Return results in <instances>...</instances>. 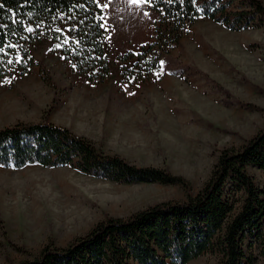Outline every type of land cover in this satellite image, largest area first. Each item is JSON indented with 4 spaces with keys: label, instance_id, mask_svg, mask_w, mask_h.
I'll return each instance as SVG.
<instances>
[{
    "label": "rangeland",
    "instance_id": "obj_1",
    "mask_svg": "<svg viewBox=\"0 0 264 264\" xmlns=\"http://www.w3.org/2000/svg\"><path fill=\"white\" fill-rule=\"evenodd\" d=\"M103 10L111 78L89 83L46 44L33 52L36 65L27 77L0 85V130L17 123L67 128L133 165L184 177L195 196L221 150L241 148L264 128V29L231 32L201 20L172 52L162 82L133 86L123 73L134 61L123 57L150 40L158 15L150 4L129 0H111ZM42 66L51 85L42 80ZM249 173L263 189L264 171ZM186 200L179 186L120 185L72 167L0 168V264L32 260L50 242L66 248L107 217L127 219L158 203ZM256 255L264 264V245ZM219 260L209 253L189 264Z\"/></svg>",
    "mask_w": 264,
    "mask_h": 264
},
{
    "label": "trees",
    "instance_id": "obj_2",
    "mask_svg": "<svg viewBox=\"0 0 264 264\" xmlns=\"http://www.w3.org/2000/svg\"><path fill=\"white\" fill-rule=\"evenodd\" d=\"M198 5L203 11L191 0H151L158 15L153 34L139 52L123 57L127 63L134 61L123 73L126 83L162 82L166 71L156 76L160 61L166 62L165 68L183 37L201 20L231 32L264 29L262 0H198ZM108 39L104 10L96 0H0V47L8 53L0 52V85L27 77L36 65L33 52L46 44L73 73L91 84H104L112 76ZM170 74L186 81L181 70ZM41 76L52 84L44 66ZM0 164L13 170L72 167L120 185L179 186L187 196L184 202L158 203L127 219L107 217L68 247L50 242L40 255L19 264H189L209 253L220 255L218 264H257L256 252L264 245V188L249 173V168L264 171V128L241 148L221 150L209 180L195 196L184 177L138 167L49 123L1 129Z\"/></svg>",
    "mask_w": 264,
    "mask_h": 264
},
{
    "label": "snow or ice",
    "instance_id": "obj_3",
    "mask_svg": "<svg viewBox=\"0 0 264 264\" xmlns=\"http://www.w3.org/2000/svg\"><path fill=\"white\" fill-rule=\"evenodd\" d=\"M130 3H132L133 5H136V6H141L143 4H150L151 3V0H129ZM169 2H171V0H169ZM96 3H97V6L101 8V10H103L104 8H107L108 5L111 3V0H108L107 3L104 2V0H96ZM181 3L183 4L184 3V0H181ZM191 3L193 4L194 7L197 8L198 11H203V9H201L198 5V0H191ZM145 16H149L150 14L145 12L144 13ZM101 27H104L103 24L100 25ZM107 30V29H106ZM27 31L31 32L32 31V28H28ZM111 39V37H110ZM7 47L11 48L12 45H7ZM57 47H59V45H57ZM0 52H4V49L3 47H0ZM8 53L4 52V55H7ZM8 63H12L11 60L8 61ZM165 61L161 60L160 61V70L158 73H156V76H157V79L160 78L161 75L165 74V68H164V65H165ZM75 67V66H73ZM10 83V81H9ZM126 87V86H125ZM130 95H134L135 93H129ZM5 165L3 164H0V168H3Z\"/></svg>",
    "mask_w": 264,
    "mask_h": 264
},
{
    "label": "crops",
    "instance_id": "obj_4",
    "mask_svg": "<svg viewBox=\"0 0 264 264\" xmlns=\"http://www.w3.org/2000/svg\"><path fill=\"white\" fill-rule=\"evenodd\" d=\"M204 20H206V19H204ZM210 21V20H209ZM222 27V26H221ZM224 28V27H223ZM227 30V29H226Z\"/></svg>",
    "mask_w": 264,
    "mask_h": 264
}]
</instances>
